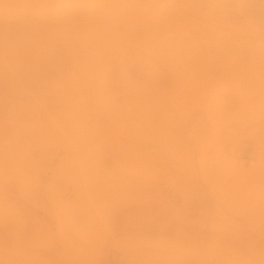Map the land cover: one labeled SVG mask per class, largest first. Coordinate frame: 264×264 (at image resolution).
Masks as SVG:
<instances>
[{
    "label": "rangeland",
    "instance_id": "obj_1",
    "mask_svg": "<svg viewBox=\"0 0 264 264\" xmlns=\"http://www.w3.org/2000/svg\"><path fill=\"white\" fill-rule=\"evenodd\" d=\"M234 2L0 0V264H264V39Z\"/></svg>",
    "mask_w": 264,
    "mask_h": 264
},
{
    "label": "bare ground",
    "instance_id": "obj_2",
    "mask_svg": "<svg viewBox=\"0 0 264 264\" xmlns=\"http://www.w3.org/2000/svg\"><path fill=\"white\" fill-rule=\"evenodd\" d=\"M201 1V3L202 4H204L205 6H208V5H210V6H216V7H218L219 9H223V8H225L226 9V11H227V14H228V16L229 17H234V16H236V14H237V12L236 11H234V10H232V8H233V5H234V1L235 0H223V1H221L219 4H215V5H211V4H209L210 2H209V0H200ZM243 1H246V0H243ZM248 1H250V0H248ZM251 2V1H250ZM229 3V4H228ZM193 7V6H192ZM252 11L251 12H249L248 10H247V12L245 13V16H246V20L244 21V24L246 25V26H244L245 28H250L251 26H252V23L254 24L255 22H253V21H250V20H252V19H250V17L252 18V16H250V15H255L254 14V8L252 7V9H251ZM239 14V13H238ZM254 19H255V17H254ZM255 21H256V19H255ZM252 22V23H251ZM257 22V21H256ZM259 25V24H258ZM260 27H264V26H262V25H259V29H260V38H258V40H261V38L262 39H264V30H262V28H260ZM255 28V26L252 28V29H254ZM262 41V40H261Z\"/></svg>",
    "mask_w": 264,
    "mask_h": 264
},
{
    "label": "built area",
    "instance_id": "obj_3",
    "mask_svg": "<svg viewBox=\"0 0 264 264\" xmlns=\"http://www.w3.org/2000/svg\"><path fill=\"white\" fill-rule=\"evenodd\" d=\"M223 0H209V4H219ZM248 1V0H247ZM254 8V17L259 25L264 26V0H250ZM229 4V3H228Z\"/></svg>",
    "mask_w": 264,
    "mask_h": 264
}]
</instances>
